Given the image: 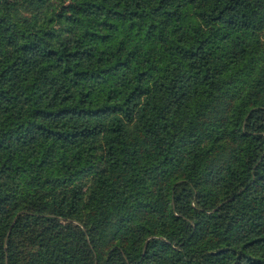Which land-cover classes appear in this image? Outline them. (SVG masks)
Listing matches in <instances>:
<instances>
[{"label":"trees","instance_id":"1","mask_svg":"<svg viewBox=\"0 0 264 264\" xmlns=\"http://www.w3.org/2000/svg\"><path fill=\"white\" fill-rule=\"evenodd\" d=\"M263 32L264 0H0V264H264Z\"/></svg>","mask_w":264,"mask_h":264},{"label":"rangeland","instance_id":"2","mask_svg":"<svg viewBox=\"0 0 264 264\" xmlns=\"http://www.w3.org/2000/svg\"><path fill=\"white\" fill-rule=\"evenodd\" d=\"M20 10H21V14L22 15H25L26 14L24 7H20ZM262 39L264 40V32L262 33Z\"/></svg>","mask_w":264,"mask_h":264}]
</instances>
